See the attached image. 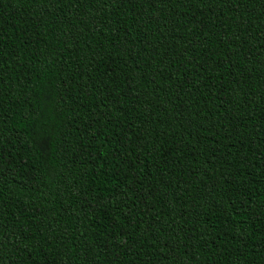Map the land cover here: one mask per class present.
Returning a JSON list of instances; mask_svg holds the SVG:
<instances>
[{"label":"trees","instance_id":"1","mask_svg":"<svg viewBox=\"0 0 264 264\" xmlns=\"http://www.w3.org/2000/svg\"><path fill=\"white\" fill-rule=\"evenodd\" d=\"M0 264H264V0H0Z\"/></svg>","mask_w":264,"mask_h":264}]
</instances>
